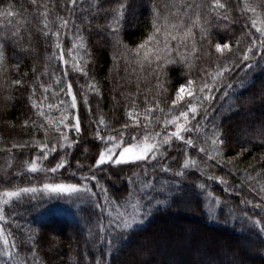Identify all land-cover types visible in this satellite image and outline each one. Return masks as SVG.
<instances>
[{
  "label": "trees",
  "instance_id": "16d2710c",
  "mask_svg": "<svg viewBox=\"0 0 264 264\" xmlns=\"http://www.w3.org/2000/svg\"><path fill=\"white\" fill-rule=\"evenodd\" d=\"M39 2L47 4V9H37L31 0H0V12L11 10L17 14L13 17L0 16V37H9L6 40L0 39V43L5 45L6 54L5 64L0 70V173H3L2 167H8L0 175V192L8 190L10 186L39 188L42 180L51 178L53 183H87L96 196L88 198L81 194L72 201L29 196L4 206L5 221L0 222V226L17 245L11 251L18 254L24 264H33L34 260L36 264H264V233H260L259 227L253 225V221L260 220L261 226H264V211L241 203L242 200L261 203L256 191L250 189H258L259 184L264 182V143H261L264 140V64L254 70L247 69L243 63L234 67L225 80V84L231 83L232 87H220L214 93L216 98L212 101L207 117L205 118L202 111L196 118L207 126L205 130L208 133L211 132L213 124L223 132V157L224 161L230 163L218 165L215 160L209 161L211 166L207 168V173L225 178L230 191H224V185L208 180L195 169L186 170L183 177L175 176L174 172L180 169L184 159V145L178 141L173 142L172 147L167 149L166 157L159 163L152 161L127 165L105 164L96 168L95 161L102 145L93 137L97 126L94 121L102 117L109 128L121 130L122 124L128 119L125 110L131 107V101L135 99L137 106L143 109L145 99L151 101L154 95V92L148 91L152 83H145L143 79L139 81L137 94V73L133 71L136 69L135 63H126L119 56L117 61L113 60L117 49L113 46V35L107 25L112 21L111 9L124 0H76L75 5L71 0ZM126 2L128 7L120 27V39L129 48H135L152 30L151 5L156 4L164 11L166 4L171 5L177 0ZM188 2L205 6L200 9L201 22L210 20V24L205 26L209 28L208 40L213 45L221 40L234 43L243 36L240 44L243 49L249 42L244 33L251 31L258 36L250 26L251 13L241 12L243 0H221L226 3L228 14L235 23L217 19L215 13H209L207 6L211 4V0ZM248 2L258 5V11H264L262 0ZM45 10L48 11V20L53 31L58 27L57 16L70 21L68 29L65 30L66 34L62 32L61 35L67 65L58 59H50L53 51L59 53V50L53 48L51 34L47 37L44 35L42 13ZM72 21L75 23H71ZM245 24L248 25L247 28ZM16 28L20 29L23 36L19 45L11 35ZM194 32L201 52L208 49V40L200 41L199 30L194 29ZM78 35L85 38L90 55H86L83 50L73 49V42ZM21 47L27 51H22ZM211 52L212 56H202L196 61L192 73L194 78L201 76V67L209 70L216 67L214 61L219 54L215 53L214 48H211ZM73 55L78 57L81 66L86 64L87 77L74 70ZM220 62L223 63V60ZM56 78L60 79V84L55 83ZM17 79L22 84L12 83ZM167 79L170 99L187 77L181 75L177 68L168 72ZM241 80L244 81L243 87ZM89 81L96 83L99 96L87 91ZM67 83H71L72 91L77 96L82 133L77 136L74 131H65L70 139L79 142L72 148L61 150L59 133L49 130V147L55 139L57 151L50 154L47 160L37 161L43 167L50 168L67 154V164L55 173H30L27 168L24 169V165L17 168L18 161L23 163L26 159L25 162L31 163L37 155H43L34 141L43 143L44 132L38 127L25 126V121L29 125L33 121L37 124L44 123L43 118L37 116V109L32 107V102L43 105L46 114L54 122H58L60 111L55 107L49 111L47 104L56 105L61 98L70 100L61 91ZM41 85L49 88V91L45 93ZM85 91L88 105L82 102ZM225 92L228 95H224ZM45 96L47 99H44ZM163 106L167 107L166 104ZM89 107L90 113L87 110ZM68 123H72V117H69ZM156 130H160V126ZM127 132L136 134L140 130L128 129ZM111 134L116 135L117 132ZM185 135L196 136L195 133ZM124 139L127 144L130 136L126 135ZM199 139L202 144V135ZM14 144L18 146L13 147ZM242 148L248 150L240 155ZM188 153L202 162L205 160L204 154L198 153L196 149H188ZM161 164L172 171L162 172ZM144 169H147L146 176ZM245 172L255 179H246ZM135 173H139V177ZM257 173L260 175L257 176ZM93 174L96 177L94 180L78 179L82 175ZM129 180L137 183H129ZM24 181L26 184H22ZM139 181H151L154 187L140 193ZM164 182H167L171 194L169 191L160 190ZM200 183L206 184L208 191H217L219 196H225L219 197V206H214L206 193L203 194L198 187ZM102 187L108 189L110 199H115L120 204L126 202L128 193L133 189L145 202L151 199L153 202L161 200L167 203L154 208L145 223L129 235L122 237L115 231L99 233L97 221L101 220V214L94 204H103ZM189 193L191 202L182 211L183 200ZM230 203L236 206L235 211L230 209L233 208ZM102 219L107 223L106 214ZM167 219H175L180 224L171 226L166 223ZM89 229H92L91 236ZM30 234H35L34 241L28 240ZM100 237H103L104 242H101ZM247 238L254 241L244 249L239 243ZM108 239L114 240L111 247L106 242ZM194 253L203 257L196 258ZM6 261L0 249V264H6Z\"/></svg>",
  "mask_w": 264,
  "mask_h": 264
},
{
  "label": "snow or ice",
  "instance_id": "6c2138e0",
  "mask_svg": "<svg viewBox=\"0 0 264 264\" xmlns=\"http://www.w3.org/2000/svg\"><path fill=\"white\" fill-rule=\"evenodd\" d=\"M31 3L37 9L41 7L47 9L48 7L47 4H41L39 0H31ZM71 3L75 5L76 0H71ZM127 7V2L124 0L117 7L111 9L113 13L112 21L107 27L111 29L113 46L117 49L113 54V60L114 62L117 61V57L119 56L126 63H135L136 69L133 71L137 73V94H139V81L143 79L145 83H152V87L148 91L154 92V95L151 101L147 98L145 99V107L143 109L137 106L135 99L131 101V107L125 110L128 119L122 124L121 130L109 128L102 117L98 121H94L97 126L94 130L93 137L102 145L95 161V167L100 168L105 164L127 165L138 162L146 163L148 161H156L159 163L166 157L167 149L172 147L173 142L178 141L184 145V159L180 169L174 172L175 176L183 177L186 170L195 169L201 175L206 176L208 180L216 181L224 185V191H230L228 181L225 178L207 173V168L211 166L208 163L209 161L215 160L218 165L230 163V161H224L223 157V146L225 144L224 139L221 138L223 132L218 126L213 124L211 132L208 133L205 130L207 126L201 121H197L196 118L202 111L205 118L207 117L212 101L216 98L214 93L219 91L220 87L223 86L229 89L232 87L231 83L225 84V80L231 75L234 67H238L240 63H243L247 69L254 70L256 67L264 64V11H258V5L249 3L248 0H243L241 12L242 14L251 13L249 17L250 26L255 30V33H258V36L254 35L251 31L244 33L243 35L249 38V42L241 49L240 44L243 36L237 38L234 43L221 40L213 45L208 40L210 31L205 25L210 24V20L205 19L204 23L201 22L202 13L200 9L205 7L204 5H194L193 3H189L188 0H177V2L171 5L166 4L164 11H161L156 4H153L150 7L151 32L135 48H129L120 39V27ZM207 11L209 13H215L217 19H224L229 23H235L228 14L226 3L221 2V0H211V4L207 6ZM15 15L17 14L11 10L0 12V16L13 17ZM42 15L44 17V35L47 37L51 34L54 40L53 48L59 50V53L54 50L50 59H58L67 65L68 61L64 60L61 35L62 32L66 34L65 30L68 29L70 21L64 17L57 16L58 27L53 31L50 28L48 11L45 10ZM71 23L74 24L75 22L72 21ZM245 27L247 28L248 25L245 24ZM194 29L199 30L200 41L208 40L209 47L203 52L198 47L197 35ZM11 35L15 37V42L18 45L23 40L19 28L13 30ZM0 39L6 40L9 37L4 36L0 37ZM211 48H214L215 53L219 54L214 61L216 67L210 70L201 67V76L194 78L192 73L196 67V61L202 56H212ZM234 48L235 51L233 50ZM73 49L83 50L86 55H90L87 51L86 40L83 35H78L74 40ZM21 50L27 51L23 47H21ZM5 58V45L0 43V70L3 69ZM72 59L74 70L87 77L86 64L81 66L76 55H73ZM221 60H223V63L220 62ZM177 68L180 69L181 75L186 76L187 79L180 83L169 99L168 88L166 86L168 83V72ZM44 74H47V72ZM65 75H67V70H65ZM245 79H247V76ZM12 83L20 85L22 81L17 79ZM55 83L60 84V79L56 78ZM240 84L243 87L244 81L241 80ZM41 87L44 86L41 85ZM48 91L49 88L44 87V92L47 93ZM61 91L64 93V97H70V100L61 98L56 105L51 103L47 104L49 111L54 107L60 111L58 122H54L53 118L46 114L43 105L38 104L36 101L32 102V107L37 109V116L43 118L44 123L37 124L36 121H33L29 125L28 121H25V126L38 127L39 130H42L44 132V142L34 141L35 146L40 148L43 155H37L31 163L25 162L27 171L30 173H55L59 169L64 168L68 162L66 159L67 154H65L54 167L45 168L42 164L37 163L40 160H47L50 154L57 151L55 139L51 147H49V130H54L59 133V148L61 150L72 148L79 142L76 139H70L67 131H65H74L77 136H80L82 133L78 114L77 96L72 91L71 83H67ZM87 91H92L98 96L100 95L98 86L94 81H89ZM87 91L82 94V102L84 105H88ZM55 94L59 95V93ZM33 95H35V89H33ZM224 95H228V93L225 92ZM44 99H47V96ZM164 104L167 107H164ZM73 109L76 111L73 112ZM87 110L89 113L91 112L90 107ZM69 117H72L71 124L68 123ZM193 121H196V123L193 124ZM157 126H160V130H156ZM128 129H139L140 132L132 134L127 132ZM102 132H106L107 134L102 135ZM112 132H117V134L113 135L111 134ZM186 133H195L196 136H188L185 135ZM126 135L130 136V141L127 144L124 139ZM201 135L203 137L202 144L199 139ZM261 143H264V140ZM17 146L15 144L13 145V147ZM19 146L23 147L24 145ZM188 149H196L198 153H203L205 160L202 162L194 156L189 155ZM117 150L119 151L117 152ZM247 150L246 148H242L240 155ZM153 170H155V165H153ZM160 170L165 173L172 171V169L163 164L160 165ZM147 174V169H144V175L146 176ZM134 175L139 177L140 174L135 173ZM244 175L246 179H255V177L250 176L247 172ZM259 175L260 173H257V176ZM80 179L88 181L94 180L96 177L95 174L91 176L82 175ZM129 183L135 184L137 181L129 180ZM153 187L154 185L151 181H139L140 193ZM198 187L202 192L206 193L209 201L213 202L214 206L220 205L219 197L215 196L213 192L208 191L206 184L200 183ZM160 190L169 191L171 194V189L167 182L161 184ZM38 191L41 190L34 186L15 187L5 190L0 192V205H11L14 201H19L22 197L35 194ZM42 191L52 194L48 197L49 199L58 198L60 194H83L88 198L96 196V193L92 191L87 183L82 185L44 183ZM250 191H256L261 203H253L251 200H242L241 203L264 211V182L259 184L258 189L253 188ZM101 192L104 194L103 204L98 202L94 204L95 208L101 214V220L97 221V230L99 233L115 231L122 237L131 234L138 226L143 225L146 219L152 215L154 208L167 203V201L161 200H155L153 202L151 199L145 202L141 199L138 192L133 189L128 193L126 202L120 204L117 200L109 198L107 188L102 187ZM3 206H0V222L5 221V208ZM129 208H131V211H129ZM104 214L107 215V223L103 222L102 218ZM248 219L251 220V217H248ZM253 223L259 227L260 233H264V226H261L260 220H255ZM89 233L91 236L92 229H89ZM34 239L35 234L28 236L29 241H34ZM100 239L101 242H104L103 237H100ZM0 241L4 244L2 254L7 257L6 264H9V262L10 264H24L23 260L19 259L18 254H14L11 251V248H15L17 245L14 241L10 244L8 236L2 226H0ZM106 242L111 247L114 240L108 239ZM33 256H35V253H33ZM33 264H36L35 260Z\"/></svg>",
  "mask_w": 264,
  "mask_h": 264
},
{
  "label": "rangeland",
  "instance_id": "374dc122",
  "mask_svg": "<svg viewBox=\"0 0 264 264\" xmlns=\"http://www.w3.org/2000/svg\"><path fill=\"white\" fill-rule=\"evenodd\" d=\"M117 152H118V150H117ZM26 160V159H25ZM25 160H24V162L23 163H21V161H18L17 163H16V167L17 168H19V167H21L22 165H24L23 167H24V169L26 168V163H25ZM33 161V160H32ZM148 162H152V161H148ZM38 163V162H37ZM39 164V163H38ZM0 166H2V164L0 165ZM15 167V168H16ZM2 170H3V173H0V175H3L7 170H8V167L7 166H4V167H2L1 168ZM0 172H1V170H0ZM78 179H80V177L78 178ZM26 181V180H25ZM22 182V184H26V182ZM42 182V184L39 186V188H37V189H39V190H41V191H38L37 193H35V194H29V195H27V196H24V197H38V196H41L40 198H44V199H49L48 197L49 196H51L52 194H49V193H45V192H43L42 191V189H43V184L44 183H53L52 181H51V178H47V179H45V180H42L41 181ZM58 183H65V184H71V183H67V182H58ZM15 188V187H14ZM9 189H13L12 188V186H10V187H8V190ZM139 192V191H138ZM203 194H205L204 192H203ZM215 196H217V197H225V196H219V193L216 191L215 193H213ZM81 194H71V195H69V194H60V196L58 197V198H55V200L57 201V200H61V199H63V200H65V199H69L70 201H72L73 200V198L74 199H77V197L78 196H80ZM39 198V197H38ZM221 201V200H220ZM191 202V194L189 193L188 195H186L185 196V198H184V200H183V205H184V207L182 208V211L184 210H186V208H187V205L189 204ZM211 203H213V202H211ZM237 204V203H236ZM230 205H232L233 206V208H230V209H232V210H236L237 208H236V206L234 205V204H232V203H230ZM238 205V204H237ZM0 206H3V205H0ZM4 207V206H3ZM131 209V208H130ZM245 217V216H244ZM256 218V217H255ZM255 220V219H254ZM166 223L167 224H169V225H171V226H173V225H176V224H180L179 223V221H177V220H175V219H167L166 220ZM160 225V224H159ZM182 225V224H181ZM254 225V224H253ZM183 226V225H182ZM160 227V226H159ZM8 239H9V242H10V244H11V242H12V240L8 237ZM254 240L252 239V238H247V239H244V240H241L240 241V243H239V245H240V247H242V248H244V249H247L249 246H251V244H252V242H253ZM0 249H1V251H2V253H3V250H4V244H3V242L2 241H0ZM194 257H196V258H201V257H203V255H201V254H195L194 253V255H193ZM5 257V256H4ZM6 258V260H7V257H5Z\"/></svg>",
  "mask_w": 264,
  "mask_h": 264
}]
</instances>
